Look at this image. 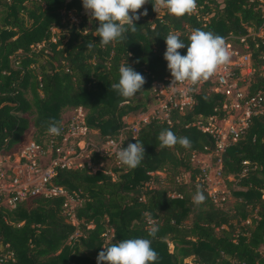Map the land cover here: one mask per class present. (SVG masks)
<instances>
[{"label":"trees","instance_id":"trees-1","mask_svg":"<svg viewBox=\"0 0 264 264\" xmlns=\"http://www.w3.org/2000/svg\"><path fill=\"white\" fill-rule=\"evenodd\" d=\"M82 6V0H0V155L18 146L30 127L32 142L45 149L46 122L55 120L61 127L65 110L81 108L85 126L102 141L122 137L121 149L139 141L145 158L134 170L119 162L115 179L102 168L93 173L87 165L55 167L52 186L79 200L72 212L76 225L63 213L65 197H29L9 210L0 196V254H11L5 264H97L103 247L129 238L152 240L155 264H264V117L253 118L222 155L233 213L227 204H214L201 181L202 169L192 165L195 155L214 148V139L198 124L207 126L212 117L219 123L224 116V97L209 82L197 86L192 108L171 111L169 122L151 119L133 136L123 121L155 105L154 83L173 79L164 59L170 31L186 44L195 29L235 42L244 38L254 70L248 91L264 97V36L256 35L264 25V4L197 0L193 15L176 18L166 9L155 12L149 0L135 22L137 31L106 47L95 34L99 23L90 21ZM54 29L60 31L57 40ZM90 41L94 46L88 49ZM180 53L186 55L187 47ZM127 63L146 83L123 103L112 85ZM166 129L188 137L192 147L161 148L158 136ZM62 139L57 136L55 148ZM105 157L92 152L90 163L99 165ZM157 172L167 173L166 178L153 175ZM183 175L188 183L178 180ZM198 189L206 197L199 205L193 203ZM149 220L159 229L155 239L148 234ZM75 233L80 235L74 238Z\"/></svg>","mask_w":264,"mask_h":264},{"label":"built area","instance_id":"built-area-1","mask_svg":"<svg viewBox=\"0 0 264 264\" xmlns=\"http://www.w3.org/2000/svg\"><path fill=\"white\" fill-rule=\"evenodd\" d=\"M264 4V0H260ZM264 28V25L258 30ZM250 34L252 31L248 30ZM258 34V33H257ZM256 34V35H257ZM258 36V35H257ZM229 49L232 53L231 62L226 70H223L209 80L212 85V91L218 93L224 97L222 104L223 118L218 123L216 117L210 119V123L207 126L198 124V128L203 132L209 134L214 139V148L211 152L215 158V172L217 178L222 180L225 184L222 176V155L226 148L236 143L241 136L246 132L251 124L253 118L264 117V97L261 92L250 94L248 91L249 84L253 75V66L251 60V52L248 44L244 38L239 39V42H235L236 38L231 36L225 38ZM172 79L168 82H160L153 84V93L155 98V105L149 109L146 113H142L137 118H132L130 122L128 117L123 121L126 125V129L131 131L133 136H136L142 124H147L151 119L165 120L169 122V116L171 111L177 110L180 113L191 109L195 104L193 94L198 85H180L177 84L171 87ZM203 82V83H205ZM201 83V84H203ZM171 87V88H170ZM80 110V114L82 109ZM88 129L84 124V116L80 121L71 119L66 123L61 124V135L63 137L60 144L55 148L57 144V136L50 135V141L45 149L35 145L32 141L30 145L22 149L19 153V163L24 159L27 164H20L17 166L9 165L8 154L0 155V195L6 192L10 209L15 208L18 202H21L27 198L43 196V197H65L64 207L67 205L68 199L78 201L58 187L52 186L50 180L54 174V168H66L76 169L80 167H73L66 158L61 159L63 141H67L68 138L74 134L86 135ZM122 137L116 140H107V144L112 147L111 154L117 163V152L121 149ZM107 145V146H108ZM51 155L48 156V153ZM99 153V151H97ZM102 154V153H100ZM7 157V158H6ZM49 159L50 165L45 166L42 164V160ZM83 167V166H82ZM87 167L91 168L90 165ZM212 167L202 169L203 176L201 181L205 183V190L211 197V200L217 206H224L228 201V192L224 189H216L213 193L210 192L207 183V178L210 174ZM26 171H29L30 175H26ZM9 181V182H8ZM5 207V206H4ZM76 207V206H75ZM74 207V208H75ZM8 209V208H7ZM64 212V211H63ZM72 211L66 213L70 219H74ZM11 257L10 253L5 255L0 254V264H5L8 258Z\"/></svg>","mask_w":264,"mask_h":264},{"label":"clouds","instance_id":"clouds-1","mask_svg":"<svg viewBox=\"0 0 264 264\" xmlns=\"http://www.w3.org/2000/svg\"><path fill=\"white\" fill-rule=\"evenodd\" d=\"M90 21H97L99 27L95 34L100 38L99 45L106 47L109 44L122 43L129 32L137 31L136 21L140 20L138 14L149 0H82ZM154 11L159 13L166 9L176 18L193 15L197 10V0H152ZM148 15L147 10L142 13ZM186 44L178 32L170 31L165 37L167 45L164 59L172 76L171 87L180 85L196 86L217 73L226 70L231 62L232 53L223 36L210 31L195 29L188 37ZM94 46L90 41L87 48ZM187 47V54L181 55L180 50ZM119 82L112 85L123 103H127L137 93L144 90L145 77L132 67L122 64L119 68ZM170 87V88H171ZM49 135H61V127L55 120L46 122ZM135 139V137H133ZM136 140V139H135ZM161 148H173L177 144L190 149L192 143L188 137H178L173 131L166 129L158 136ZM137 141V140H136ZM145 158L144 145L137 141L128 144L117 152V159L121 165L128 169H136ZM206 197L202 191L197 190L193 197L194 204H202ZM149 216V213H145ZM151 225L148 234L156 238L158 227L149 220ZM152 240L145 238H129L118 243H111L101 251L97 264H155L158 260L157 252L152 248Z\"/></svg>","mask_w":264,"mask_h":264},{"label":"rangeland","instance_id":"rangeland-1","mask_svg":"<svg viewBox=\"0 0 264 264\" xmlns=\"http://www.w3.org/2000/svg\"><path fill=\"white\" fill-rule=\"evenodd\" d=\"M218 2H221L222 0H217ZM83 9V13L87 16H89L88 13H86L84 7L82 6ZM141 14V12H139V15ZM90 17V16H89ZM67 19H71V21L76 23V19H74L72 14H68V18ZM54 33V40H57V38L60 35V31L57 29L53 30ZM259 37L264 36V28L260 30V32H258L257 34ZM153 107V106H152ZM151 107V108H152ZM150 108V109H151ZM83 113V116L85 115L86 111L85 110H81ZM62 122L66 123L67 121H70L71 119H76L77 121H80L82 119V115L80 114V110L79 109H68L65 110L62 113ZM128 119L130 122L133 120L132 118H137V116L133 117V116H128ZM33 129L30 127L23 135L22 137V145L20 147H15L8 155L10 160L9 165L14 167L17 165H22V164H27L25 163V160L23 159L21 161V163H19V153L22 151L21 149L24 148L25 146H29L30 142H31V137H32V132ZM62 144V143H61ZM107 142L102 141L101 138L98 135L97 131H88V133L86 135H77L74 134L72 136H70L68 138L67 141H63V145H62V154H61V159L66 158V161L70 163L71 166L73 167H82L84 165H90V167H92V172L94 173L98 168H102L104 169L107 173H109L114 179L116 178V174H114L113 169L115 167H117V162L115 161V159H111L113 157L109 156V154H111L112 151V147H110L109 145L107 146ZM21 150V151H20ZM99 151V153H102V155L106 156V160H103L100 162L99 165H91L90 163V157H91V153L92 152H96ZM51 155V152L48 153V156ZM7 158V157H6ZM215 163V158L213 156L212 153H208V154H197L193 157L192 159V165L199 167L201 169H205L210 168V166L212 167V170L210 171V174L207 178V183L209 186V190L211 193H213L216 189H221L223 190L225 187L226 189H228L227 191L231 192V189L227 186V184L223 183L222 180H220L219 178H217L216 172H215V166L213 165ZM42 164L45 166H49L50 165V160L49 159H44L42 160ZM166 174L165 172H157L154 173L153 175L158 176L161 180H164L166 178ZM26 175H30L29 171H26ZM231 179V178H230ZM179 181H183L188 183L189 178L188 176H181L178 179ZM199 180V177H197V182ZM9 182V181H8ZM195 182V183H197ZM200 182V181H199ZM233 189V187H231ZM5 198L3 199V202L1 203L3 206H5L6 208L10 209V205L7 203L8 198H7V194L6 192H4L2 194ZM1 196V195H0ZM233 197L231 195H229L228 193V208H232L233 206ZM78 205V201H74V200H69L67 201V205L64 207V214L72 211V209H74L75 206ZM232 213H233V208H232ZM72 224L76 225V221L74 219H70L69 220ZM80 235V233H75L74 234V238L78 237ZM110 236V234L108 233V237ZM81 253L84 255H91L93 256L91 252L85 251L83 249H81Z\"/></svg>","mask_w":264,"mask_h":264},{"label":"crops","instance_id":"crops-1","mask_svg":"<svg viewBox=\"0 0 264 264\" xmlns=\"http://www.w3.org/2000/svg\"><path fill=\"white\" fill-rule=\"evenodd\" d=\"M62 116H63V115H62ZM32 132H33V131H32ZM31 141H32V140H31ZM21 143H23V142L21 141ZM21 143H20L18 146H16V147H20V146L22 145ZM25 147H26V146H25ZM25 147H24V148H25ZM24 148H22V149H24ZM22 149H21V150H22ZM21 150H20V151H21Z\"/></svg>","mask_w":264,"mask_h":264}]
</instances>
